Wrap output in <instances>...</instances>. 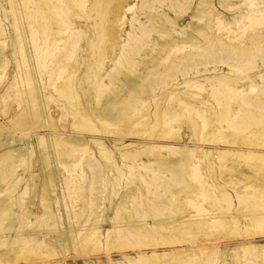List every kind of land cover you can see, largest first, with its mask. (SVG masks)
I'll use <instances>...</instances> for the list:
<instances>
[{
	"label": "rangeland",
	"instance_id": "1",
	"mask_svg": "<svg viewBox=\"0 0 264 264\" xmlns=\"http://www.w3.org/2000/svg\"><path fill=\"white\" fill-rule=\"evenodd\" d=\"M141 1L114 0V6L124 11L126 5L135 4L137 7ZM170 1L174 0H147L152 8L144 12L139 9L137 11L141 16L139 20L154 28L151 37L156 43L174 37L154 34L161 24L170 28L160 14L166 13L170 19L176 16L166 5ZM251 1L258 2L211 0L214 19L219 18L222 23L219 31L215 29L216 26L212 27V37L217 36L230 45H238L241 42L239 45L245 47L251 46L249 39L257 33L263 37L262 25L247 28L244 26L242 17L254 8L248 5ZM0 2H3L4 7L7 6L3 0ZM197 2L198 0H192L185 7L201 9ZM190 12L183 13L180 21H175L178 26L176 29H186V24L194 22ZM9 14L10 12L8 21L0 14L6 28L5 42L0 44V72L2 71L3 75L0 80V264H128V259L134 264L138 250L134 245L125 243L118 233L113 231L124 226L135 229V226L143 224L133 215L134 205L137 204V209L144 208L151 195L147 194L137 178L130 177L127 170L121 166V156L127 158V154H137L140 160L161 163L164 164L162 168H165L169 159L179 158L178 155L167 153L166 149L170 147L177 151H186L189 156L191 151L193 152L182 171L187 172L191 162L198 165L201 177L206 183V192L215 198L214 207L210 206L208 200L205 201L207 213L204 216L207 219L203 221L202 218L195 217L190 207L184 204L186 199H183L180 209L182 212L171 217L174 218L173 224L178 228V233L193 234L191 243L170 245L168 242H162L156 245L154 250L142 247L140 254L161 258V262L158 260L152 264H178L191 255L198 257L197 264H203L204 258L208 257L213 258L212 264H243L245 259L264 264V122L234 133L226 127L224 121L220 124L214 117L207 129L197 130L196 134H193L191 123L182 120L176 123L178 131L174 136L164 134L166 124L159 113L168 106L169 95L184 93L186 100H190L189 96L195 97V90L186 89L184 86L185 80L191 77L193 79L196 73L189 71L184 76L177 74L175 78L168 79L167 86L155 91L154 98H158L160 108L157 116H153L154 108L151 105L146 109V115L143 110L132 112L129 117L123 116L118 123H114L121 112L120 104L124 101L122 97H118L117 102L111 104L114 99L112 94H118L119 89L114 93L108 92L112 94L106 97V102L103 98V105L96 104L93 95L91 96L93 92L88 91L84 101L83 96L81 97L82 110H85L84 115L89 118L95 130L83 131L77 120H73L71 116L62 117L55 103L44 99L46 90L41 85L35 83L36 89H33V95L30 96L23 84L15 83L14 78L18 72L16 60L20 59V49L17 45L18 38L11 29L12 18ZM131 14H126L123 22L121 19L112 21L113 35L106 50L108 58H117L122 40L129 31L128 21ZM188 29L187 32L190 31ZM170 43L168 44L171 45ZM23 45L29 60V46L25 41ZM151 47L148 42L136 57L134 65L131 63L129 66L139 68V71L144 73L154 68L163 70V66L170 62L169 59L164 63V58L158 56L151 63H145L158 49L156 46V50L152 51ZM106 61L107 72L111 68V62ZM231 63L235 64L234 61ZM20 67L23 68L21 63ZM253 67V71L239 74V71L232 72L225 64L209 66L207 76H212V71L216 68L219 69L217 74L239 77L237 83L245 88L250 80L259 84L258 76L264 74V61L260 54L255 55ZM199 69L202 72V68ZM244 74L249 76L248 80L243 79ZM127 75L133 77L132 74ZM32 76L35 79V74ZM42 77L46 79L45 74H42ZM197 79L202 80V75L197 76ZM16 99L18 102H15ZM33 99L38 109L35 112L29 104ZM171 107L176 108L175 105ZM136 114L141 115V118L131 125L133 119L130 118L136 117ZM138 122H141V126L137 125ZM129 128L137 132L130 134ZM75 147L86 148V158L92 155L91 164L99 171V180L94 185L96 189L90 202L86 190L81 189L83 181L89 179L88 168L85 162L77 166L79 157L72 151ZM99 148L109 153L113 164L131 182L127 186L121 185L115 195L106 183L113 170L109 171V159L99 153ZM148 149L151 150L148 152ZM66 168L71 173H67ZM156 183L161 185L158 181ZM155 186L156 184L150 187V192L156 191ZM198 192L199 188H195L191 193L193 200L198 197ZM223 194L228 195L232 202L229 209L223 208L220 199ZM21 217L24 218V225L19 229ZM152 221V218H148L144 222L150 226ZM212 222H221L222 228L212 229L204 235L205 231H210L209 224ZM235 224L236 233L230 234ZM91 231L94 233L92 236ZM20 234L32 238L33 242L30 244H40L36 254L22 252L23 241ZM201 251L204 252L203 258L199 253ZM163 255L165 257H162Z\"/></svg>",
	"mask_w": 264,
	"mask_h": 264
},
{
	"label": "bare ground",
	"instance_id": "2",
	"mask_svg": "<svg viewBox=\"0 0 264 264\" xmlns=\"http://www.w3.org/2000/svg\"><path fill=\"white\" fill-rule=\"evenodd\" d=\"M3 1L8 8L7 6H3V2H0V14L6 20L10 12L9 15L12 18L11 29L18 38L17 45H19L18 48L20 49L18 51L20 52V59L16 60L18 72L15 78L14 76L12 77L15 83L20 82L23 84L28 89L30 96L33 95V89H36L35 83L41 85L46 90L44 99L54 102L59 108L62 117L71 116L73 120H77L83 131L94 132L95 130L93 125L90 124L89 118L84 115L85 110H82L81 97L83 96L84 101V96H88L86 95L88 91L91 90L93 92L91 96L93 95L94 102L99 104L103 98L105 101L106 97L112 94L108 92L114 93L119 89L118 94H112L114 98L112 102L110 100L111 104L117 102L118 97H122L124 100L120 104L119 109L121 112L117 116L118 119L115 118L114 123H118L123 116L129 117L132 112L143 110L146 115V109L151 105L154 108L153 116H157L158 109L160 108L158 106V98H154L155 91L167 86L166 82L168 79L175 78L177 74L184 76L189 71H195L196 73L193 79L191 77L185 80L184 86L186 89L195 90V97L191 98L189 96V99L192 100L190 101L186 100V95H183L184 93L168 94V106L164 110L162 109L163 112L160 111L162 114L159 113L166 124L164 125V134L167 133V135L174 136V133L178 131L176 123L182 120H187L191 123L193 134H196L197 130L205 129L214 117L220 124L224 121L226 127L234 133H239L248 127L264 122V74L258 76L259 84H255L250 80L249 85L245 88L237 83L239 77L217 74L216 72L219 69L216 68L213 69L212 76H207L209 66H223V64L226 67L229 66L232 72L239 71V74L240 72L243 74L242 72L253 71L255 55L258 56L260 54L264 61V35L262 37L260 33H257L255 36H252L249 39L251 42L250 47L239 45L241 42L238 45L226 44L221 39H218L217 36L212 37V27L216 26L215 29L219 31L222 28V23L219 18L214 19L215 15L212 12L211 0H198L197 6L202 7L198 10L185 7L192 0H174L168 2L166 4L168 9L175 13L176 16L170 19L167 16L168 14H160L161 18L169 24L170 28L164 24H159V30L155 31L154 34L158 33L161 37H174H170V40L157 43L151 37L154 28L152 25L144 23V21L141 22L139 20L141 16L137 12L139 10L144 12L152 8L147 3V0H142L137 7L135 4L126 5L124 11H121V8L116 9L114 0ZM248 5L254 6V8L248 10V13L242 17L245 22V28L255 25H262L264 27V0H258V2L251 1ZM188 11H191V19H194V22H187L186 29L184 27L181 30L176 29L178 26H176L175 21H178ZM129 12L130 14L132 13L128 21L129 31L122 40L118 56L117 58H108L106 50L110 45L113 35L112 21L124 20L125 15ZM187 29L190 31L187 32ZM5 34L6 28L0 18V44L5 42ZM24 41L29 46V60L27 59V54L24 53ZM148 42L152 46V51L156 50L157 47L158 49L155 51V55H151L145 63H151L158 56L161 59L164 58V63H167L166 61L169 59L170 62L163 66V70L154 68L144 73L142 70L139 71V68L136 69L134 66H129L131 63L134 65L136 57L139 56L140 51ZM169 42H171V45L168 44ZM106 60L111 62V68L107 72ZM233 61L235 64L231 63ZM20 63L23 68L20 67ZM30 64H32V68L29 67ZM199 67L202 68V72ZM1 73L2 71L0 72V80L3 76ZM127 73L132 74L133 77L130 78ZM32 74H35V79ZM42 74L46 75V79H43ZM199 75H202V80L197 79ZM243 79L248 80L249 76L244 74ZM16 101L18 102L17 99ZM29 104H31V109L34 112L38 110L35 99ZM171 105H175L177 109L170 108ZM139 106L141 108H138ZM92 112L94 113V111ZM135 116L134 118H130L131 120L133 119L131 125L141 118L139 114ZM137 125L141 126V122H138ZM128 132L134 134L137 130L129 128ZM150 150L148 149V152ZM166 150L168 154L178 155L179 158L169 159L168 166L165 168H162L164 164L161 163L144 162L136 156L137 154H127V158L121 156V166L127 170L130 177L137 178L145 187L147 194L150 193L151 195L144 208L137 209L135 208L137 204L135 203L134 205L135 210L133 211V215L143 224L135 226V229L124 226V228L118 227L117 231H113L117 232L119 238L125 241V243L134 245L136 250H138L137 259L133 260L135 261L134 264H152L153 262H158V260L161 262V258L158 256L141 255L140 251L144 247L154 250L157 247L156 245L162 242H168L170 245L181 244L182 242L191 243L193 234L178 233V228L173 224L174 218L171 217L174 214L182 212L180 209L182 208L181 203L183 199H186L184 204L190 207L195 217H200L203 221L207 219L204 216L207 213V209L204 206L205 201L208 200L210 206L214 207L215 198L206 192V183L201 177L198 165L191 162L190 169L187 172L182 171L183 168H186L188 159L193 156V152L191 151L189 156L187 155L188 153L186 154V151H177L172 147ZM72 151L79 157L78 160L76 159L78 161L77 166L83 162L87 165L89 179L83 181L81 189L86 190L90 202L93 200L96 189L94 185L99 180V171L97 167L91 164L92 155L86 158V148L75 147L72 148ZM98 151L102 153L105 159H109L108 164L109 167L111 166L109 171L113 170V173L112 175L110 174L111 177H107L106 183L109 184L112 194L115 195L118 193L121 185L127 186L131 182L113 164L109 153L104 152L102 148H99ZM67 168L68 173L70 170L68 171ZM185 174H188V176H185ZM157 181L161 185H157ZM155 184L156 191L150 192V187ZM181 185H184V187L181 188ZM195 188H199V192L198 197L193 200L191 193ZM220 199L223 202V208L229 209L232 203L229 196L223 194L220 196ZM238 201H240V198ZM148 218L154 220L150 226H147L144 222ZM23 225L24 218L21 217L19 229ZM130 226L132 225L130 224ZM216 228L221 229L222 223L212 222L209 224L210 231H205L203 234L207 235L212 229L216 230ZM236 229L237 226L235 224L233 229L230 230V234H235ZM23 235H19L22 236L21 239L23 241L22 252L36 254V250L40 244H36L37 242L30 244L33 242V239ZM92 235L94 233L91 231ZM199 253L203 258L204 252L201 251ZM162 257L165 256L163 255ZM197 259L198 257L191 255L178 264H197ZM204 259L203 264L213 263L212 257ZM127 261L128 264H133L132 260L128 259ZM243 264H256V262L255 260L248 261L245 259L243 260Z\"/></svg>",
	"mask_w": 264,
	"mask_h": 264
}]
</instances>
